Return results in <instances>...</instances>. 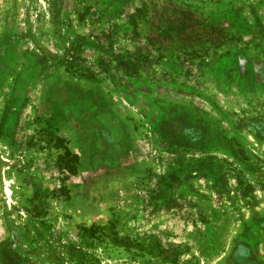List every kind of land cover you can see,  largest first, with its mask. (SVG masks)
Returning a JSON list of instances; mask_svg holds the SVG:
<instances>
[{"label":"rangeland","instance_id":"obj_1","mask_svg":"<svg viewBox=\"0 0 264 264\" xmlns=\"http://www.w3.org/2000/svg\"><path fill=\"white\" fill-rule=\"evenodd\" d=\"M174 4L221 44H152ZM9 260L264 264V0H0Z\"/></svg>","mask_w":264,"mask_h":264},{"label":"trees","instance_id":"obj_2","mask_svg":"<svg viewBox=\"0 0 264 264\" xmlns=\"http://www.w3.org/2000/svg\"><path fill=\"white\" fill-rule=\"evenodd\" d=\"M154 22H156L158 33L150 35L149 41L152 44H159L163 49L184 52L189 57L200 56L203 48L206 50L211 46L219 45L223 38L219 36V32H216L218 28L224 32L221 26L204 25L203 29H199L198 26L202 22L196 12L190 7L178 4L164 7ZM200 42L205 43L204 46L207 48L203 47L202 44L198 45ZM51 140L54 141L55 146L64 149L58 156L59 165H63V168H68L70 172L76 173L80 161L79 154L72 151L66 137L61 134L51 133ZM179 142L182 143V141ZM9 263L17 264L14 260H9Z\"/></svg>","mask_w":264,"mask_h":264}]
</instances>
